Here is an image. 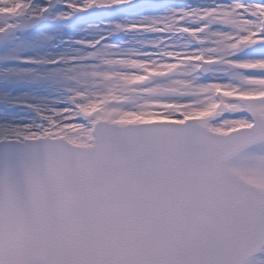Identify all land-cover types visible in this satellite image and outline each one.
<instances>
[{
	"label": "snow or ice",
	"instance_id": "obj_1",
	"mask_svg": "<svg viewBox=\"0 0 264 264\" xmlns=\"http://www.w3.org/2000/svg\"><path fill=\"white\" fill-rule=\"evenodd\" d=\"M0 264H264V0H0Z\"/></svg>",
	"mask_w": 264,
	"mask_h": 264
}]
</instances>
